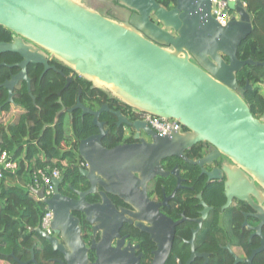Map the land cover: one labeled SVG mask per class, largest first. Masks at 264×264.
I'll return each instance as SVG.
<instances>
[{
	"label": "water",
	"instance_id": "95a60500",
	"mask_svg": "<svg viewBox=\"0 0 264 264\" xmlns=\"http://www.w3.org/2000/svg\"><path fill=\"white\" fill-rule=\"evenodd\" d=\"M115 1L136 14L131 16L107 0H98L112 8L123 22L119 24L86 7L81 0H0V27L13 35L11 43H0V55L11 53L21 59L8 67L19 72L0 85L7 91L5 104L13 103V90L19 82H24L30 92L28 66L43 67L40 79L50 69L60 73L48 66L47 60L53 57L73 75L89 82L91 89L105 92L141 113L176 120L181 126L164 136L151 133L150 144L141 140L106 149L102 139L107 133L98 117L108 110L107 106L90 113L80 103L81 90H78L75 106L61 107L55 114V121L60 114L71 116L76 110L81 111V116L91 114L98 130L77 147L84 164L79 175L89 186L84 192L76 191L77 200L60 195L58 187L63 178L52 181L54 193L50 198H44L43 189L30 190L52 215L51 234L39 227L32 231L53 252L59 251L67 264H88L78 220L70 212L82 213L88 223L98 221L93 218L97 214L110 216L114 220L112 229L122 222L132 223L135 216L118 211L106 197L110 194L138 212L147 210L155 214V206L146 197V184L155 176L164 175L161 160L180 157L187 161L184 151L198 143H207L211 153L191 164L200 166L222 155L264 189V113L258 119L251 114L242 97L252 86L246 83L240 87L236 80L245 66H264V62L237 58L238 48L252 32V17L242 0L231 5L233 16L225 25L211 15L212 0H176L175 10L170 12L160 8L155 0ZM151 16L163 29L150 22ZM70 82L68 78L65 87ZM114 115L119 122L123 121L120 113ZM134 127L138 130L143 126L135 123ZM181 129L188 132L181 134ZM232 169L243 176L239 169ZM97 187L101 203L89 205L85 198L97 192ZM240 199L256 211L254 217L259 225L255 235L261 236L264 207L255 206L246 197ZM135 226L142 228L137 223ZM36 245L34 242L33 247ZM169 249L170 242L159 246L152 264H164ZM263 251L262 240L251 258ZM29 263L37 264L33 257ZM95 264L114 263L98 259ZM133 264L139 262L133 260Z\"/></svg>",
	"mask_w": 264,
	"mask_h": 264
},
{
	"label": "flooded vegetation",
	"instance_id": "af4514ba",
	"mask_svg": "<svg viewBox=\"0 0 264 264\" xmlns=\"http://www.w3.org/2000/svg\"><path fill=\"white\" fill-rule=\"evenodd\" d=\"M81 1L102 17L119 24L123 23L111 7L98 0ZM107 1L111 6L129 12L131 16L136 14L118 1ZM155 1L165 11L170 12L176 8V4L166 5L164 0ZM149 20L163 29L154 16H151ZM166 31L176 36L172 30L166 29ZM12 37L11 34L9 42L0 43H11ZM24 42L29 45L28 42ZM20 62L21 59L7 65L2 64V66L10 67ZM47 63L49 67L55 68L60 73L50 69L45 74L55 72L64 76V73L69 70L53 57H50ZM39 67L43 72V67ZM28 68L29 66L27 70ZM69 77L73 78L74 75L70 73ZM93 90L95 89H91L90 84V99L82 105L89 109L90 113H95L102 106H107L108 110L100 113L98 117L103 130L107 133L104 138L107 137L108 130L112 128L120 136L122 140L120 144H135L141 140L147 144L152 142L151 133L155 135L158 133L144 120V113L127 107L111 97H109L110 102H102L101 98L92 95ZM114 113H120L123 121L119 122ZM85 116L90 117V126L94 128L90 136L97 134L98 130L92 123L93 116L84 114L81 119ZM135 123L143 127L136 130ZM187 132L186 129L180 131L181 134ZM111 142L115 141L111 140ZM198 144L202 145L199 150L196 148ZM198 144L184 151L187 161L180 157H168L161 160V172L164 175L155 176L146 184V197L155 206V214L151 215L147 210L138 212L130 204L110 194H106V197L118 211L124 210L135 216L132 223L122 222L117 229H112L111 222L114 220L110 216L97 214L93 218H97L98 221L88 223L82 213L70 212L71 216L78 220L80 238L88 264H95L98 259L114 264H133V260L138 261L139 264H152L159 246H165L167 242H170V249L164 264H264V251L251 258L253 252L261 247V241L264 242V225L260 231L261 236L255 235V228L259 225L254 217L256 211L251 204L240 199L246 197L255 206L262 208L264 207V189L246 171L238 168L222 155L200 166L191 164V162L201 161L211 153L207 143ZM111 145L113 144L107 142L105 148L115 147H109ZM80 166L83 168L84 164L81 163ZM232 168L239 169L241 174L244 173L243 176L237 175ZM60 178H63V181L58 189L65 199L77 200L76 191L84 192L89 188L87 186L82 190L81 187L73 186L64 180L62 173ZM99 192L100 188L97 187V192L85 198L86 202L89 205L100 204ZM136 223L145 231L137 228ZM35 242L36 247L28 249L29 258L23 259L14 253H7V256L4 254L5 259H0V264H32L29 263L32 257L37 264H40L34 249L40 250L38 247L41 242L39 239ZM59 244L62 246L60 240ZM52 253L48 263L67 264L59 251H52Z\"/></svg>",
	"mask_w": 264,
	"mask_h": 264
},
{
	"label": "trees",
	"instance_id": "16d2710c",
	"mask_svg": "<svg viewBox=\"0 0 264 264\" xmlns=\"http://www.w3.org/2000/svg\"><path fill=\"white\" fill-rule=\"evenodd\" d=\"M166 5L176 4V0H164ZM246 11L252 17V32L242 42L237 50V58L241 61L251 59L256 63L264 62V0H242ZM11 33L0 27V42H9ZM20 58L11 53L0 55V85L18 72L9 69L7 65L19 61ZM67 70L64 76L55 72L42 74L39 66H29L27 70L30 79V92L26 90L24 82H20L13 90V103L5 104L7 91L0 87V151L9 152L18 161V170L14 174L3 173L0 180V259L7 253H14L26 259L30 257L28 249L33 247L39 239L41 244L38 251L34 249L40 264L48 263L53 255L50 246L32 230L40 226L41 218L46 212L45 206L30 193L32 175L37 170L48 172L57 168L64 180L73 186L87 188V183L79 175L82 160L77 154V147L81 140L86 139L94 130L90 126V117L81 119L80 110L59 115L55 121V114L61 107L71 109L76 104L78 90L80 103L90 99V83ZM71 82L65 87L67 79ZM237 83L244 87L246 83L251 90L243 93L242 99L251 114L261 117L264 113V97L259 86L264 84V66H245L237 75ZM34 98V103L30 97ZM94 97L108 102L107 93L93 90ZM61 101V104L58 101ZM110 102V101H109ZM20 111L17 117L6 122V117L12 111ZM114 140L115 142H111ZM121 138L114 129L108 130V135L102 140L116 146ZM202 145L196 146L197 150ZM77 163V165H75ZM21 241V243H20ZM22 244V245H20Z\"/></svg>",
	"mask_w": 264,
	"mask_h": 264
},
{
	"label": "built area",
	"instance_id": "2783aa9c",
	"mask_svg": "<svg viewBox=\"0 0 264 264\" xmlns=\"http://www.w3.org/2000/svg\"><path fill=\"white\" fill-rule=\"evenodd\" d=\"M236 0H212L211 2V15L221 25L227 24L230 18L233 16L231 5ZM147 123L154 129L159 135H168L171 132L177 131L181 128L180 124L176 120L161 119L148 114H145ZM13 156L7 151H0V180H2L3 173L14 174L18 170V161L12 158ZM61 172L57 168H53L48 172L37 170L32 175V187L29 190L43 189L44 198H50L53 195L54 187L52 181L60 179ZM36 198V196L34 195ZM40 202L39 199L36 198ZM46 210V208H45ZM51 220L52 215L46 210L41 218L39 228L47 233L51 234Z\"/></svg>",
	"mask_w": 264,
	"mask_h": 264
},
{
	"label": "rangeland",
	"instance_id": "374dc122",
	"mask_svg": "<svg viewBox=\"0 0 264 264\" xmlns=\"http://www.w3.org/2000/svg\"><path fill=\"white\" fill-rule=\"evenodd\" d=\"M259 88H260V92H261V94L263 95V97H264V84H262V85H260L259 86ZM19 110L18 111H13V112H11L8 116V119H7V122H10V121H13L16 117H17V115L19 114Z\"/></svg>",
	"mask_w": 264,
	"mask_h": 264
},
{
	"label": "crops",
	"instance_id": "0c3cea01",
	"mask_svg": "<svg viewBox=\"0 0 264 264\" xmlns=\"http://www.w3.org/2000/svg\"><path fill=\"white\" fill-rule=\"evenodd\" d=\"M12 112H13V111H12ZM8 117H9V116L7 115V117H6V119H5V120H6V122H7V119H8Z\"/></svg>",
	"mask_w": 264,
	"mask_h": 264
},
{
	"label": "bare ground",
	"instance_id": "6f19581e",
	"mask_svg": "<svg viewBox=\"0 0 264 264\" xmlns=\"http://www.w3.org/2000/svg\"><path fill=\"white\" fill-rule=\"evenodd\" d=\"M144 120L146 121V116H144Z\"/></svg>",
	"mask_w": 264,
	"mask_h": 264
}]
</instances>
